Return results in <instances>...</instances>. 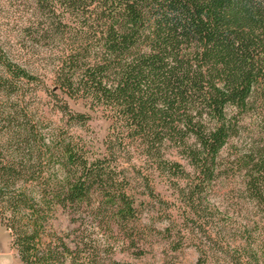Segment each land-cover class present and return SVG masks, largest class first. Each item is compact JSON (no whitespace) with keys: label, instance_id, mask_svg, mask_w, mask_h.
<instances>
[{"label":"trees","instance_id":"trees-1","mask_svg":"<svg viewBox=\"0 0 264 264\" xmlns=\"http://www.w3.org/2000/svg\"><path fill=\"white\" fill-rule=\"evenodd\" d=\"M30 4L23 41L28 55L47 45L53 56L51 84L41 82L62 121L83 125L88 110H101L109 131L94 153L63 127L41 129L25 99L39 80L35 68L0 43V223L20 264H64L73 254L65 243L41 247L52 205L72 214L86 205L90 216L110 218L133 241L137 205L163 202L157 177L180 203L185 234L208 239L199 249L207 258L210 244L227 242L230 231L207 200L222 171L220 153L241 136L244 115L254 114L264 133V0ZM244 145L234 160L237 193L264 212V139ZM132 150L141 163L134 175L120 163ZM239 234L235 263L244 264L243 254L254 264L251 225ZM78 259L76 253L70 264H87Z\"/></svg>","mask_w":264,"mask_h":264},{"label":"rangeland","instance_id":"rangeland-1","mask_svg":"<svg viewBox=\"0 0 264 264\" xmlns=\"http://www.w3.org/2000/svg\"><path fill=\"white\" fill-rule=\"evenodd\" d=\"M30 2L31 0H0V43L19 59L20 57L27 59L39 77L36 84L30 85L31 88L25 96L29 104L28 116L32 120L41 121L40 127L45 132L63 127L65 134L73 136L75 140L86 141L87 147L96 153L100 151L101 141L109 131L105 115L101 110H88L91 118L83 125L75 123L65 125L62 121L57 107L54 108L58 104H54V100L45 91L41 82L51 84L53 56L49 54L47 45L41 48L43 52L39 55H28L23 41L25 33L23 27L28 17ZM35 87L39 89L36 93L32 91ZM1 102L0 96V105ZM69 102L73 109H86L73 100ZM241 122L245 125L241 136L230 139L223 148L220 153L221 174L207 190V200L214 207L215 217L219 219L220 224L227 225L226 228L230 229L227 242L214 246L210 244V254L207 258L199 249L209 244L208 239L202 235L193 237L185 234L184 231L187 230H184L186 226L180 214V203L174 198L172 190L164 184V180L159 177L156 179V192L163 202L157 198H147L141 205H137L138 212L135 216L137 220L132 226L133 241L129 239L127 232L124 233L110 218L98 217L95 214V217L90 216L86 205L80 208L79 213L73 214L70 208L63 210L58 205H52L44 219L40 237L41 247L55 244L60 249L62 243H65L73 254L66 255L64 264H70L76 253L79 254L78 261L87 264H92L93 261L99 264H108L110 261L130 264H197L199 259H204L202 264H236L234 258L239 251H235V247L239 240L243 239L239 233L245 224H250L251 245L257 252L256 260L251 261L254 264H264V212L247 203L245 198L237 193L241 177L234 165V160L243 150L245 141L249 142L259 137L264 139V133L259 128L254 114L244 115ZM121 157V165L128 173L134 175L137 166L141 165L136 151L132 150L128 155ZM54 171L60 174L57 168H54ZM138 197L141 199L142 196ZM190 226V223L187 224V227ZM232 233L236 235H231ZM90 253L94 256L93 260L89 258ZM240 255L242 262L246 264L247 258L243 254ZM95 262L93 264H98ZM0 264H20L17 251L11 246L10 233L1 223Z\"/></svg>","mask_w":264,"mask_h":264}]
</instances>
